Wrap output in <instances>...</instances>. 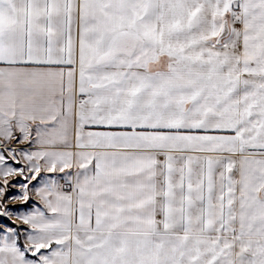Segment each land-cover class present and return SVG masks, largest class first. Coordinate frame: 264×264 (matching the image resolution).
<instances>
[{
	"label": "snow or ice",
	"instance_id": "snow-or-ice-1",
	"mask_svg": "<svg viewBox=\"0 0 264 264\" xmlns=\"http://www.w3.org/2000/svg\"><path fill=\"white\" fill-rule=\"evenodd\" d=\"M0 264H264V0H0Z\"/></svg>",
	"mask_w": 264,
	"mask_h": 264
},
{
	"label": "rangeland",
	"instance_id": "rangeland-1",
	"mask_svg": "<svg viewBox=\"0 0 264 264\" xmlns=\"http://www.w3.org/2000/svg\"><path fill=\"white\" fill-rule=\"evenodd\" d=\"M18 191V190H17ZM14 208L15 209H19V210H26V206H24V205H16V206H14Z\"/></svg>",
	"mask_w": 264,
	"mask_h": 264
}]
</instances>
